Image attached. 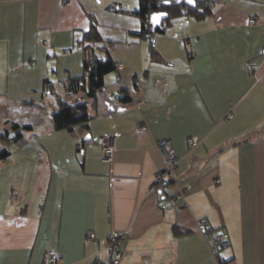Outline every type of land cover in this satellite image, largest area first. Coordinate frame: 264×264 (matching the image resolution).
<instances>
[{
  "label": "crops",
  "instance_id": "obj_1",
  "mask_svg": "<svg viewBox=\"0 0 264 264\" xmlns=\"http://www.w3.org/2000/svg\"><path fill=\"white\" fill-rule=\"evenodd\" d=\"M132 1L0 0V149L10 151L0 160V264H42L49 250L58 264H93L107 257L112 232L129 236L121 264H264V0H213L210 14L170 24L148 48L139 19L121 11H135ZM90 19L121 70L104 76L110 98L87 101V126L61 130L69 138L59 149L56 102L44 121L15 122L2 108L26 102L16 94L52 89L53 73L81 74ZM52 52L63 65L49 64ZM118 79L127 104L112 96ZM12 124L23 144L9 148ZM103 134L115 138L110 162L97 143ZM163 140L178 160L166 189L154 184ZM201 221L229 236L218 260Z\"/></svg>",
  "mask_w": 264,
  "mask_h": 264
},
{
  "label": "trees",
  "instance_id": "obj_2",
  "mask_svg": "<svg viewBox=\"0 0 264 264\" xmlns=\"http://www.w3.org/2000/svg\"><path fill=\"white\" fill-rule=\"evenodd\" d=\"M165 1L167 0H138V8L135 11L127 9H121V11L123 14L132 15L139 19L141 24L140 35L144 36V34H148L151 36L164 33L165 29L164 27L162 28L164 21L170 24L171 19L180 16L202 18L210 14L214 2L213 0H194V6H187L183 0L180 3L177 0H171L168 3H165ZM154 12H166L167 18L157 27L155 32H152L151 27L147 29L145 27H147V23L149 22V16ZM80 42L82 43L81 50L83 53L82 72L79 75H70L61 80L62 90L67 97H76L72 101H66L56 94L55 102L57 107L51 116L52 126L55 131L67 130L77 126H87V123L91 119L87 101L92 100L96 102L98 97L101 98L102 95L105 97V94L113 91L111 88H104V76L115 71L117 63L112 60L109 51L106 54L101 52L104 43L101 44L98 28L94 23L91 24V27L87 31L82 33ZM115 83L119 84L116 89L117 91H115L119 94L118 102L127 104L130 100L122 86L121 79H118ZM48 87L51 88V85ZM104 103L109 104L106 99ZM11 127L15 131L13 134L14 143L18 145L23 144V135L18 129V125L12 124ZM7 133L1 135L2 140L6 141L8 139ZM9 154L8 148H1L0 160L7 158ZM170 183H174V181L166 182L164 188L166 189V186ZM182 233L185 232L178 228H173V234L178 235ZM95 240L99 243V240L96 238ZM218 252L213 256L216 260H218Z\"/></svg>",
  "mask_w": 264,
  "mask_h": 264
},
{
  "label": "built area",
  "instance_id": "obj_3",
  "mask_svg": "<svg viewBox=\"0 0 264 264\" xmlns=\"http://www.w3.org/2000/svg\"><path fill=\"white\" fill-rule=\"evenodd\" d=\"M66 5H70L71 0H63ZM90 23L93 24L94 20L90 19ZM150 21L147 23V27L145 29L150 28ZM109 51L108 47L103 44V48L101 52L106 54ZM258 69V65L255 63L249 62L247 64V71L249 73L255 72ZM121 70V65L117 64L115 66V71L119 72ZM112 96L117 100L119 99V94L116 92L112 93ZM188 145L190 147H194L197 144V140L195 138L188 139ZM98 145L101 147L102 159L104 162H110L113 157V153L115 150V138L110 134H103L97 140ZM157 147L163 155L164 159V168L161 172L156 174L154 184H157L160 189L164 188V184L168 181H174V171L177 166L178 160L174 156L171 144L168 140H163L157 143ZM219 181L216 180L217 184ZM207 222L201 221L198 225V230L202 235L209 251L214 256L216 253L227 247L229 244V236L227 232L220 231H212L206 228ZM87 237L92 240L94 244L98 242L95 240L93 234H87ZM127 232H112L108 239L105 240L104 245L106 249L107 257L104 260H96L93 264H121L124 258V248L126 242L128 241ZM60 259V254L54 250H49L44 254L42 264H58Z\"/></svg>",
  "mask_w": 264,
  "mask_h": 264
},
{
  "label": "rangeland",
  "instance_id": "obj_4",
  "mask_svg": "<svg viewBox=\"0 0 264 264\" xmlns=\"http://www.w3.org/2000/svg\"><path fill=\"white\" fill-rule=\"evenodd\" d=\"M132 2H134V7H135L138 3V0H133ZM137 7L138 6H136L135 8H137ZM184 18H186V17L180 16L177 18H173L170 20V24H174L175 22H177L179 20H181V21L186 20ZM170 24H168L164 21L162 28L164 27V29H166V31H169ZM181 26H182V24H181ZM140 38H145V40L147 39L146 48H148V46H149V35L148 34H144V36L140 35ZM140 41L144 42L143 39H141ZM109 47H110V44H109ZM71 51H73V50H71ZM110 51H111V49H110ZM68 52L70 54V50ZM52 55H54V56L48 58L49 64H53L54 62H56V60H58L59 67H60V65L64 64L65 59H62L63 56H61L55 52H52ZM74 56H76V55L70 56V59L67 58L68 59V61H67L68 66L72 67V69H76V66H75L76 60H75V58H72ZM60 73H62L61 74V75H63L62 77L60 76L59 73H58L59 76H57L56 73L51 74V78L49 76L50 82L51 83L53 82V85H54L52 89L50 87H48L47 91H41L40 86H38L36 88L37 89L36 92L30 93V95H32V96H29L28 94L25 95L24 93H22L23 95L21 93L16 94V96L19 98L23 97V99L26 102L21 101L19 104H15V102L10 101L9 105L4 104L3 108H2L3 115L6 116L8 119L14 120L15 122H21V121L24 122L26 120V118H29V121L31 122L32 120H34L33 118H38L37 115H39L41 117L42 121H44L45 117L47 118L46 111H50V108L48 109V104H54L56 94L60 95L63 100L68 101V97L63 92L62 86H61V80L65 78V74L62 71ZM109 74L110 75L105 78L106 80L112 79L115 75L114 72H111ZM110 94H111V92H109L107 98L111 97ZM109 95H110V97H109ZM11 97H13V94L10 95V99H12ZM41 97L43 98V100H41ZM41 104H45L44 109L39 108V106ZM61 134L62 135L65 134V135L60 141V148L59 149H63V148L65 149V146H63V144L65 143L66 140H68L69 137H68L66 131H61ZM7 145L9 148H14V145H18V144H15L12 142H7ZM25 148H27V147H25ZM33 159H35L34 163L38 162L37 161L38 158L36 156Z\"/></svg>",
  "mask_w": 264,
  "mask_h": 264
},
{
  "label": "water",
  "instance_id": "obj_5",
  "mask_svg": "<svg viewBox=\"0 0 264 264\" xmlns=\"http://www.w3.org/2000/svg\"><path fill=\"white\" fill-rule=\"evenodd\" d=\"M171 0L165 1V3L170 2ZM182 0H177L178 3H180ZM185 5L187 6H194V0H192V3H189V0H183ZM162 14V15H161ZM154 17H157V19L154 20ZM167 18L166 12H154L149 16V21L151 23V31L155 32L157 27L161 25V23Z\"/></svg>",
  "mask_w": 264,
  "mask_h": 264
},
{
  "label": "snow or ice",
  "instance_id": "obj_6",
  "mask_svg": "<svg viewBox=\"0 0 264 264\" xmlns=\"http://www.w3.org/2000/svg\"><path fill=\"white\" fill-rule=\"evenodd\" d=\"M189 3H192V0H189ZM162 15V14H161ZM157 19V17H154V20Z\"/></svg>",
  "mask_w": 264,
  "mask_h": 264
}]
</instances>
